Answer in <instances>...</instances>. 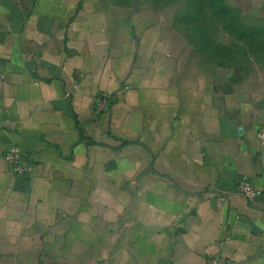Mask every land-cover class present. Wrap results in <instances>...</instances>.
Listing matches in <instances>:
<instances>
[{"label": "crops", "instance_id": "0c3cea01", "mask_svg": "<svg viewBox=\"0 0 264 264\" xmlns=\"http://www.w3.org/2000/svg\"><path fill=\"white\" fill-rule=\"evenodd\" d=\"M263 125L264 68L220 62L170 6L0 0V264H264Z\"/></svg>", "mask_w": 264, "mask_h": 264}, {"label": "rangeland", "instance_id": "374dc122", "mask_svg": "<svg viewBox=\"0 0 264 264\" xmlns=\"http://www.w3.org/2000/svg\"><path fill=\"white\" fill-rule=\"evenodd\" d=\"M174 9L179 25L222 63L264 68V20L237 11L233 0H124ZM249 18V19H248Z\"/></svg>", "mask_w": 264, "mask_h": 264}, {"label": "built area", "instance_id": "2783aa9c", "mask_svg": "<svg viewBox=\"0 0 264 264\" xmlns=\"http://www.w3.org/2000/svg\"><path fill=\"white\" fill-rule=\"evenodd\" d=\"M110 102V96L107 94L98 95L96 98L97 109H102ZM241 131L242 127H237ZM264 129V125H263ZM261 134V131H259ZM5 158L11 165L12 171L15 174H27L31 170L32 158L30 155L22 152L18 147L11 146L4 154ZM236 190L243 195L248 201H253L260 193L262 188L256 185L251 179L245 175H240L236 178ZM223 197H221L222 199ZM221 258L219 255L208 257L207 264H220Z\"/></svg>", "mask_w": 264, "mask_h": 264}]
</instances>
